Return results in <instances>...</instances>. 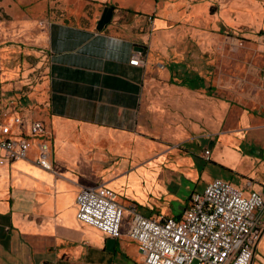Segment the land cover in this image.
Wrapping results in <instances>:
<instances>
[{"label": "crops", "instance_id": "1", "mask_svg": "<svg viewBox=\"0 0 264 264\" xmlns=\"http://www.w3.org/2000/svg\"><path fill=\"white\" fill-rule=\"evenodd\" d=\"M200 1L0 0V95L51 131L56 170L35 164V146L0 165V264H141L125 221L112 243L77 219L84 186L113 189L125 218L130 206L179 217L216 178L263 188L264 105L233 89L245 79L228 34L188 27ZM209 1L247 14L246 0ZM257 215L250 264H264Z\"/></svg>", "mask_w": 264, "mask_h": 264}, {"label": "built area", "instance_id": "2", "mask_svg": "<svg viewBox=\"0 0 264 264\" xmlns=\"http://www.w3.org/2000/svg\"><path fill=\"white\" fill-rule=\"evenodd\" d=\"M131 64L143 60L135 56ZM14 101L0 108V165L29 156L36 148L35 164L55 172L51 161L53 138L41 120L25 121ZM23 128H28L25 136ZM210 150H204L208 160ZM77 219L109 237L127 236L143 254L141 264H250L263 222L257 215L264 208L261 190L245 193L230 181L216 178L202 192H193L179 217L151 218L117 200L105 185L81 187L76 195Z\"/></svg>", "mask_w": 264, "mask_h": 264}, {"label": "rangeland", "instance_id": "3", "mask_svg": "<svg viewBox=\"0 0 264 264\" xmlns=\"http://www.w3.org/2000/svg\"><path fill=\"white\" fill-rule=\"evenodd\" d=\"M200 2L201 4L196 6V11L193 13L194 20L186 22L188 27L200 29L201 32L214 31L228 34L232 40L231 75L232 77L239 75L245 79L241 81L240 87L233 85V89L245 91L251 96L259 95L261 104L264 105V16L259 10L264 0H246L247 14L242 12V16L239 15V7L233 8V14L229 16L224 15L223 7H220L217 2L216 4L209 0ZM239 2L237 1L238 4ZM202 41L203 38H200L201 45ZM234 47H239L240 50L235 51ZM207 58L206 53H200L199 63L204 72L207 71ZM237 63H242L239 69ZM238 79V77L235 79L236 83ZM10 101L19 104L16 98L5 101L0 95V108Z\"/></svg>", "mask_w": 264, "mask_h": 264}, {"label": "water", "instance_id": "4", "mask_svg": "<svg viewBox=\"0 0 264 264\" xmlns=\"http://www.w3.org/2000/svg\"><path fill=\"white\" fill-rule=\"evenodd\" d=\"M109 240L114 243L115 238H110Z\"/></svg>", "mask_w": 264, "mask_h": 264}]
</instances>
